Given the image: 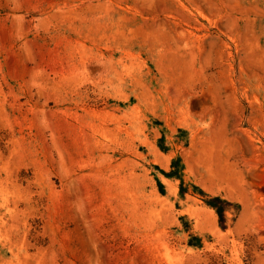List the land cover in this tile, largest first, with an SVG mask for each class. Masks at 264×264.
Segmentation results:
<instances>
[{"label":"rangeland","instance_id":"obj_1","mask_svg":"<svg viewBox=\"0 0 264 264\" xmlns=\"http://www.w3.org/2000/svg\"><path fill=\"white\" fill-rule=\"evenodd\" d=\"M0 264H264V0H0Z\"/></svg>","mask_w":264,"mask_h":264}]
</instances>
